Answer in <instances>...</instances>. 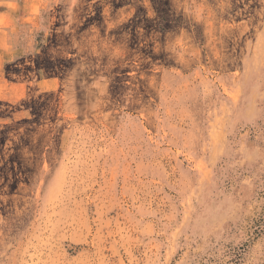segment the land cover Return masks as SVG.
I'll list each match as a JSON object with an SVG mask.
<instances>
[{"label": "rangeland", "instance_id": "374dc122", "mask_svg": "<svg viewBox=\"0 0 264 264\" xmlns=\"http://www.w3.org/2000/svg\"><path fill=\"white\" fill-rule=\"evenodd\" d=\"M0 264H264V0H0Z\"/></svg>", "mask_w": 264, "mask_h": 264}]
</instances>
